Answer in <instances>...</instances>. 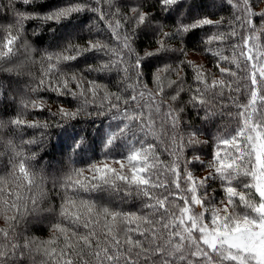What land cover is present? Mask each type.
<instances>
[{"label": "snow or ice", "instance_id": "6c2138e0", "mask_svg": "<svg viewBox=\"0 0 264 264\" xmlns=\"http://www.w3.org/2000/svg\"><path fill=\"white\" fill-rule=\"evenodd\" d=\"M261 5L213 0L228 13L217 19L192 16L187 0H62L43 13L36 0H0V96L23 93L0 119V264H264ZM30 21L55 49L34 47ZM41 93L55 94V111ZM81 116L99 121L95 137L77 129ZM50 127L60 158L45 159Z\"/></svg>", "mask_w": 264, "mask_h": 264}, {"label": "trees", "instance_id": "16d2710c", "mask_svg": "<svg viewBox=\"0 0 264 264\" xmlns=\"http://www.w3.org/2000/svg\"><path fill=\"white\" fill-rule=\"evenodd\" d=\"M62 0H36V3L38 5H42L41 8L37 9L40 12H47L51 8H54L58 6ZM188 3L193 5L192 9V16H199V15H207L209 13L216 12L217 16L215 18H219V16L224 15L227 16L228 13L226 12H219L218 8L211 7L210 5L212 4L213 0H187ZM201 5H206L205 7H201ZM264 7V6H262ZM155 11V10H153ZM174 22V20H169L167 23L169 27L171 24ZM185 22H190V19L186 18ZM89 24H92L93 21H89ZM87 27V26H86ZM100 28H103V24H99ZM35 29L37 32L36 36H32V30ZM165 30H168L167 28ZM207 31L205 30H197L193 36L192 39L193 41L198 44L199 37L204 35V32ZM28 34L31 43L36 47L38 50L43 51L44 49H55L57 47V41L55 37L53 36V33L51 31H45L43 28L39 27V21H30L28 22ZM86 34V33H85ZM60 43H63L61 41ZM143 45L144 47L148 48L149 43L148 39L145 38L143 40ZM194 45H189V49H191ZM201 60H200V59ZM187 59L191 60L195 63L198 64H203L205 68L211 69L212 72L216 75H219L218 69L215 68L214 66V60L211 57L210 54H205L203 52H193L189 50ZM33 71L36 72L37 76H39V66L37 65L36 67L33 68ZM147 71V69H146ZM6 74H0V81H2L5 85L8 83L7 79H5ZM14 79V78H13ZM28 77H25L24 80L27 81ZM188 82L191 83V72L188 73ZM13 89L16 88H23V84L16 85L13 84ZM23 93L21 92L19 95H17V103L13 104L10 100L6 101L2 96H0V119H8L9 117L15 116L16 113L20 110L19 109V99L20 95ZM41 96H43L45 99L48 100L49 102V107L55 111L57 104L55 103L56 97L55 94L53 93H41ZM185 99H187V96H185ZM65 107H68V105H65ZM5 112H7V115H5ZM27 119H47L51 121L53 118L49 116L48 112L45 111L43 113L35 112V111H30L27 114ZM229 117L227 115L224 116H217L214 118L213 124L214 127L212 128L213 133H215L218 130H223L225 126L229 124ZM99 126V121H97L96 125H93L91 123V119L87 116H81L80 117V122L76 125L77 129H82V135H85L87 133H91L93 137L96 135V128ZM41 130H35V129H27L26 130V138L31 137L32 135L38 136L39 132ZM46 131V136L44 138V145H43V152L44 153H49V155L45 156V159H50L52 155L56 156L57 158H60V151L58 145V139H57V134L61 131L59 127H50L49 129L45 130ZM204 138V137H202ZM57 146V147H54ZM43 154V153H42ZM91 156V153L88 154ZM98 155V154H97ZM0 226H2V221H0ZM28 231L29 234L35 235L41 239H47L49 236V232L47 230L46 225L42 224H29L28 225ZM39 260V257L37 258Z\"/></svg>", "mask_w": 264, "mask_h": 264}, {"label": "rangeland", "instance_id": "374dc122", "mask_svg": "<svg viewBox=\"0 0 264 264\" xmlns=\"http://www.w3.org/2000/svg\"><path fill=\"white\" fill-rule=\"evenodd\" d=\"M262 6H264V5H261L260 7H262ZM199 59H200V58H199ZM200 60H201V59H200ZM197 175H204V173H203V172H198Z\"/></svg>", "mask_w": 264, "mask_h": 264}]
</instances>
